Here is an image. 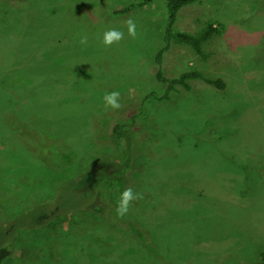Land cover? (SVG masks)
I'll list each match as a JSON object with an SVG mask.
<instances>
[{
    "label": "rangeland",
    "instance_id": "rangeland-1",
    "mask_svg": "<svg viewBox=\"0 0 264 264\" xmlns=\"http://www.w3.org/2000/svg\"><path fill=\"white\" fill-rule=\"evenodd\" d=\"M138 1L0 0V98L8 86L20 88L26 83L25 89L20 88L27 96L26 109L14 121L29 111L50 108L44 115L30 116L20 129L8 131L10 124L0 134V222L14 220L22 208L2 194L16 204L34 206L43 200L41 187L47 181L43 174L57 184L63 171L71 170L54 164L55 172H48L35 159L63 158L69 149L58 137L67 136L78 147L79 157L82 152L95 156L92 144H104L96 151L104 153L107 142L101 140L113 139L110 130L116 118L143 105L147 109L139 115L138 125L154 130L135 136V147L148 149V161L136 163L131 173L143 174L130 186L140 196L130 202L126 227L117 225L108 231L104 225L97 236L87 233L66 243L60 239L68 228L64 221L59 226L62 219H82L85 225L86 211L76 210L59 217L56 226L19 228L12 254L3 264H104L111 259L114 264L124 263L123 256L132 258V248L144 247L141 243L148 234L154 242L148 244L155 251L151 254L160 253L154 255L158 263L166 256V264H264L260 257L264 250V0H200L182 7L175 31L198 33L213 21L220 33L204 43L207 59L185 44L173 43L163 56L165 74L178 76L198 68L209 76L224 77L228 87L218 91L194 79L191 91L180 87L170 99L151 98L145 104L151 91L162 94L167 87L155 82L156 56L164 45L166 0L116 13ZM129 18L136 24L135 37L127 32ZM109 28L121 30L123 36L105 45L102 35ZM113 90L120 93L118 109L106 107L103 101L104 94ZM11 138L12 145L2 144ZM109 144L114 146L112 140ZM85 159L84 168H91L94 162ZM231 169L241 171L238 191ZM119 174L128 179V166L115 172L116 178ZM103 180L100 198L115 210L114 201L108 200L114 196L112 178ZM74 187L72 179L56 192ZM180 187L184 190H177ZM239 192L248 194L246 205H234L239 203L237 195L242 197ZM65 233L67 239L72 236ZM135 262L141 263L128 264H152L141 257Z\"/></svg>",
    "mask_w": 264,
    "mask_h": 264
},
{
    "label": "trees",
    "instance_id": "trees-1",
    "mask_svg": "<svg viewBox=\"0 0 264 264\" xmlns=\"http://www.w3.org/2000/svg\"><path fill=\"white\" fill-rule=\"evenodd\" d=\"M19 0H9V2H17ZM153 0H141L136 3H132L129 6H126L124 8L116 9V13H124L128 11H132L133 9L137 7H143ZM200 0H166L165 1V10H166V21H165V34H164V45L159 49L156 56V63H157V72L155 74V82L157 84L166 85L165 91L160 94L156 91H151L150 94L146 96V98L143 100V104L151 98L156 100H165L172 98V92L173 91H179L180 87L184 88L187 91H191L193 86L191 84V80L194 79H201L205 82H207L210 85H213L218 91H225L228 87V83L226 79L222 76L218 77H212L207 75L203 70L198 68H191L183 71L178 76H167L163 69V56L166 51H168L173 43H180L185 44L189 47H191L197 54H199L203 59H207L209 56V53L206 52L204 49V43L209 40L214 34L220 33L219 28L215 26V23L213 21H208L206 23L205 28L198 32V33H187L183 31H175L174 25L177 20L178 12L180 9L186 5L193 4L196 2H199ZM17 58H20V55L17 56ZM17 60V59H16ZM15 61V59H14ZM29 68L32 67V63ZM31 78H29L30 82ZM29 84V83H28ZM27 84H22L20 88L25 89ZM9 87V88H8ZM6 88V92H3V96L0 98V134L5 132L9 125L11 124V128L9 130L13 129H20L22 127L23 121H29L28 119H31L30 116L32 115H44L46 112L49 111L50 108H47V110H43L40 112H34L29 111L25 114V117L19 121H14L18 119V115L22 113V111H25L26 109V103H27V96L22 94L23 89H20L19 87L8 86ZM19 88V89H18ZM1 90V89H0ZM25 101V102H22ZM147 109L146 105H143L139 108H135L133 113L129 116H126L124 114H121L118 118H116V122L111 127V139L113 141L114 146L112 147L110 143V138L101 140L103 143H106V147L104 148V153H96L102 145L99 143L96 147L92 144V148L94 151L93 154L95 156L88 157L86 153H81L82 156H77L78 152L76 151L78 147L75 146V144L72 141L66 140L67 137H58V139H62L66 141L65 148L69 149L65 150V154H63V158H57L55 160L48 158H35L38 161V165L40 167H45L48 172H55V165L57 164H63L61 169H65L67 167H71V170L63 171L62 178L60 179L57 184H53V179L49 180L50 176L47 174H43V178L46 181L43 186L41 187V190L43 191V197L41 202L34 204V206H25V204H22V201L16 204L12 199H9V195L2 194L4 200L6 199L7 202H11L12 205L15 207L21 206L22 208H19V211L15 213L14 220H1L0 222V264H3L12 254L13 246L12 243L14 241L15 234H17L18 229L21 230H33L40 226L49 225L50 223H53V226H56L55 223H57L58 218L62 217L67 214H71L74 211H86V220L85 225L82 223V219L74 220L71 217L62 219L59 223V226H64L68 228L65 232H68L70 236L68 239L66 238L68 235L64 232L63 235L60 237L64 242L69 243L70 240L81 238L85 236L87 233H90V235H93L95 233H98V228L104 227L106 225L109 231L112 230L115 226H122L124 227V224H127V215L128 213H125L123 216H119L116 220L112 219V215H117L116 209L110 207L108 209V206L105 204V199L102 201L100 198L101 193V185H103L104 179L112 178L111 180V187H113L114 196L110 198L109 196L108 200H111V202L114 201V205L117 207L118 199H119V193L123 191L125 188H131L130 186H133V182L138 179V172L135 173V175H132L135 171L136 163H142L144 161H148V149L147 152L146 148L141 147L137 149L135 147L136 139L138 138V133L140 131L147 133H154V130L152 128H144L141 125H138L139 121V115L144 114ZM43 112V113H42ZM90 113V110L88 111ZM14 116V117H13ZM137 120V122H136ZM19 124V126H14L15 123ZM29 123V122H28ZM30 124V123H29ZM13 127V128H12ZM150 129V130H149ZM7 131V132H8ZM172 134V132L170 133ZM174 134V133H173ZM106 135V133H105ZM12 136V135H11ZM16 138H18V134L16 133ZM59 139V140H60ZM13 139H7L2 144L7 145L11 143L12 145ZM175 140H173V143ZM139 145L140 142H137ZM145 146V143H143ZM101 146V147H100ZM63 147V145H62ZM61 147V151L63 150ZM29 148L30 145H29ZM64 148V147H63ZM45 150V147H43ZM55 148L52 150L54 151ZM156 150V149H155ZM32 151L35 153V149ZM60 151V152H61ZM1 152V150H0ZM32 152V154H34ZM91 152V153H92ZM31 153V152H30ZM29 152H27L28 155H30ZM45 153V152H43ZM57 153V152H56ZM111 153V154H109ZM107 155V156H106ZM145 155V156H144ZM85 157L92 160L91 162H94V165L91 168H84V164L88 161H86ZM100 160V164L98 167H96L97 164L95 162H98ZM86 161V162H85ZM90 162V161H89ZM123 166H128L129 170V178L123 179V176H120L121 174L115 175V172H119ZM19 169H21L19 167ZM80 169V170H79ZM83 170V171H82ZM109 170H112L110 173H107ZM21 171V170H20ZM145 171V168H143V172ZM232 172L235 173L236 179H232L235 184V190L238 191L239 181L237 180L238 176L236 175V172L238 173V170L232 169ZM1 173V172H0ZM79 173V174H78ZM16 174V173H15ZM15 174H12V177H14ZM58 174V173H55ZM0 175V179H1ZM180 176V175H179ZM72 179L75 180V187L74 188H68L63 191L56 192L57 190L64 188L66 182H70ZM238 181V182H237ZM47 186V187H45ZM184 188V186H183ZM182 187L178 188L177 190H184ZM40 190V191H41ZM187 192L190 190V188L185 189ZM179 193H187L185 191H177ZM26 195V194H25ZM23 197H25L23 195ZM45 197H50L49 199L45 200ZM19 198V197H18ZM139 199V198H138ZM15 203V204H14ZM21 203V204H20ZM113 209V210H112ZM115 211V212H114ZM134 213H131L132 215ZM100 216H103L102 220ZM118 216V215H117ZM111 218V219H110ZM64 221V222H63ZM118 221V222H116ZM63 222V223H62ZM125 222V223H124ZM123 224V225H122ZM75 227H78L80 230H74ZM111 227V228H109ZM126 227V226H125ZM130 227V225H129ZM65 228V227H64ZM63 228L60 227V230ZM68 230V231H67ZM106 230V231H107ZM131 233V229H130ZM98 234H95L94 236H97ZM132 234H129L131 237ZM147 235V234H146ZM149 235V237H148ZM147 235L146 239H143L144 243H141L144 247L140 248H132V258L131 256H123L124 263H115V264H128V263H141V262H135V260L139 259V257L146 260V262H152V264H166L167 260L165 259L166 256H163L162 258L164 261L155 262L156 253L153 251V248L149 246L148 244H154L152 243V236L150 234ZM108 235H103L102 240H106ZM99 237V236H98ZM143 237V236H141ZM65 238V240L63 239ZM148 239V241H147ZM146 240V241H145ZM108 249H105L107 252ZM160 254V253H157ZM129 257V258H128ZM261 261L264 263V250L261 252ZM126 259V260H125ZM60 260V259H59ZM63 260V259H62ZM155 260V261H154ZM115 262V261H114ZM114 262L111 259V262H104V264H114Z\"/></svg>",
    "mask_w": 264,
    "mask_h": 264
},
{
    "label": "clouds",
    "instance_id": "clouds-1",
    "mask_svg": "<svg viewBox=\"0 0 264 264\" xmlns=\"http://www.w3.org/2000/svg\"><path fill=\"white\" fill-rule=\"evenodd\" d=\"M127 32L129 36L135 37L136 35V24L134 20L129 18L126 21ZM123 36V32L117 28H109L103 32L102 42L105 45L111 44L113 41H119ZM82 42L83 38H82ZM120 93L118 91H110L103 96V101L106 107H111L112 109H118L120 107L119 102ZM139 193H136L132 188H125L119 193V199L116 207V213L118 216H123L129 210L130 202L138 199Z\"/></svg>",
    "mask_w": 264,
    "mask_h": 264
},
{
    "label": "crops",
    "instance_id": "crops-1",
    "mask_svg": "<svg viewBox=\"0 0 264 264\" xmlns=\"http://www.w3.org/2000/svg\"><path fill=\"white\" fill-rule=\"evenodd\" d=\"M23 2H24V0H20V3L23 4ZM229 172H230V170H229ZM231 172H232V169H231ZM240 172H241V171H238V173L236 172V175L239 177V179H238L239 182L241 181V180H240ZM232 173H233V172H232ZM234 174H235V173H234ZM239 193H240V192H239ZM240 194L242 195V197L239 196V195H237V197H236V201H238L239 203H234V205H246V204L243 203V202H244V199L247 198L248 194H245V193H240ZM235 229H238L239 231L242 230V228H240V227H237V228H235Z\"/></svg>",
    "mask_w": 264,
    "mask_h": 264
}]
</instances>
